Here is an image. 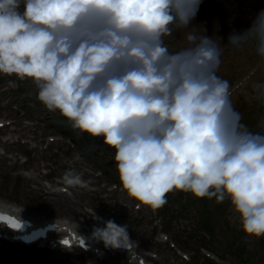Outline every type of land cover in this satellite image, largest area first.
<instances>
[{
    "label": "clouds",
    "instance_id": "clouds-1",
    "mask_svg": "<svg viewBox=\"0 0 264 264\" xmlns=\"http://www.w3.org/2000/svg\"><path fill=\"white\" fill-rule=\"evenodd\" d=\"M201 3L0 0V75L31 79L49 111L81 133L102 137L115 150L120 185L132 199L153 210L174 190L227 199L242 232L264 237V134L242 123L232 85L218 74L224 48L234 54L251 49L264 66V10L222 45L192 24ZM174 36L178 47L169 45ZM8 86L17 84L9 80ZM252 89L264 102V81ZM63 182L85 183L72 169ZM102 222L90 239L127 251L138 264L128 225ZM50 228L66 246L57 220Z\"/></svg>",
    "mask_w": 264,
    "mask_h": 264
},
{
    "label": "rangeland",
    "instance_id": "rangeland-1",
    "mask_svg": "<svg viewBox=\"0 0 264 264\" xmlns=\"http://www.w3.org/2000/svg\"><path fill=\"white\" fill-rule=\"evenodd\" d=\"M218 1L231 10L228 36L249 27L250 15L242 14L234 0ZM180 43L179 36L169 41L170 47ZM222 61L218 74L232 87L238 84L231 98L242 123L250 131L264 134V102L254 98L252 89L254 82L264 81V66L258 64L251 49L234 54L224 48ZM9 80L17 87H9ZM37 92L31 79L0 75L1 200L16 203L32 216H65L70 202L48 204L38 195L34 178L48 184L51 181L44 180V174L59 179L57 174L63 177L67 170L82 167L94 177L89 178L94 188L100 190L70 194L72 202H93L117 224H127L140 235L138 244L159 259L158 264H264V237H248L242 232L227 199L218 203L215 198L174 190L166 195L167 203L155 210L132 199L120 185L115 150L105 145L102 137H90L73 128L58 111H49L37 99ZM75 215L83 220L78 212ZM33 259L36 264H90L47 247H37ZM104 260L106 264H129L117 254Z\"/></svg>",
    "mask_w": 264,
    "mask_h": 264
},
{
    "label": "bare ground",
    "instance_id": "bare-ground-1",
    "mask_svg": "<svg viewBox=\"0 0 264 264\" xmlns=\"http://www.w3.org/2000/svg\"><path fill=\"white\" fill-rule=\"evenodd\" d=\"M230 0H228L229 2ZM236 2V7L241 10V13H247V15L251 17L253 20L256 14L264 10V0H234ZM235 4V3H233ZM231 11L227 6L219 2L218 0H202V3L199 7V10L192 21L193 25H197L199 29L204 34L214 39L219 38L220 43L222 45H226L228 40V34L230 31V27L228 24L229 18L232 14L229 13ZM1 157V156H0ZM75 164V162H73ZM75 171L80 173L82 179L85 181L83 186L70 187L63 182V177L59 180H53L55 185L48 187L46 185L38 182L34 177L30 176V178H34V183L36 184L35 189H37L38 195L43 198L48 204L59 203V202H70V206H68L69 210L65 212V217L75 221L78 226H80L81 231L76 232L79 237H82V240H79L75 233L69 231L65 228L63 221H57L59 225H61L64 229L62 235L64 241H67L66 246H63L61 241V236L56 231L50 228L55 221L43 222L39 226L35 228V232L42 237L34 243L29 245H23L18 243H12L9 241H0V264H36L33 259V253L36 252V246L38 242L42 244L49 245L51 247H62L66 248V250L74 248L76 245L80 249V252L75 254L76 260H86L89 261L90 264H106L104 260L105 257L115 256L116 254H121L122 257L129 262V264H134L133 261H129L128 253L125 250H111L106 249L102 242L92 243L90 236L91 233L88 230H85V225H88L91 228L93 227H101L98 226V220L93 218L92 214L102 215L107 218V220L114 218L109 214L105 215L104 211L102 212L100 209H96L93 202L91 203H80V202H72L71 194L76 195L78 191L83 193H88L90 191L95 192L98 191L99 188H94V184L89 181V178L92 177L88 172L84 170V168H76ZM57 172V171H55ZM59 175V174H57ZM61 186L67 187L69 191L62 188ZM71 198V199H70ZM89 206V209L85 207ZM20 211L23 213L29 214L25 209L20 208ZM49 212V211H47ZM75 212H78L83 216V221H77ZM31 215V214H30ZM122 214H119L121 216ZM48 216V215H45ZM11 217V216H10ZM51 218V216L44 217ZM53 218H59L57 216H53ZM15 219V218H14ZM114 221V220H113ZM15 224L23 227V223L19 222L15 219ZM118 225H125L124 222L119 223ZM49 234L50 237L44 239L46 234ZM128 233L133 240H140V235L136 231H131L128 227ZM137 242V241H136ZM137 253H139L138 264H151L149 263L152 260L153 264H158L159 259L154 255L147 254L146 251L140 246L137 242ZM80 264V263H77ZM81 264H88L86 262Z\"/></svg>",
    "mask_w": 264,
    "mask_h": 264
},
{
    "label": "snow or ice",
    "instance_id": "snow-or-ice-1",
    "mask_svg": "<svg viewBox=\"0 0 264 264\" xmlns=\"http://www.w3.org/2000/svg\"><path fill=\"white\" fill-rule=\"evenodd\" d=\"M65 243H67V241H65Z\"/></svg>",
    "mask_w": 264,
    "mask_h": 264
}]
</instances>
